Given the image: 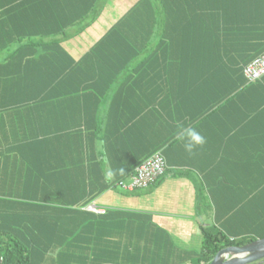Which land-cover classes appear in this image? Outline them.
Masks as SVG:
<instances>
[{
  "label": "crops",
  "instance_id": "0c3cea01",
  "mask_svg": "<svg viewBox=\"0 0 264 264\" xmlns=\"http://www.w3.org/2000/svg\"><path fill=\"white\" fill-rule=\"evenodd\" d=\"M137 1L109 0L83 31L67 38L46 35L41 48L30 42L17 47L18 37H0V203L23 201L35 211L40 209L30 204L37 200L63 231L77 223V236L65 240L69 252H77L78 264H190L200 251L202 228L209 227L205 223L238 238L253 222L245 210L229 207L230 198L238 204L234 189L248 187L249 195L262 189L250 174L258 154L248 163L244 152L251 118L238 117L243 105L235 98L220 104V97L213 100L203 87L182 88V76L189 74L167 70L160 59L152 68L147 63L123 72L109 67L118 59L108 60L106 48L97 44ZM194 1L193 20L205 17L199 27L223 30L234 51L250 54L248 61L264 50V0ZM12 3L0 0L1 35L9 33L8 19L20 11ZM17 48L28 52L10 55ZM39 62L48 80L44 87L36 83ZM43 91L53 94L48 103L37 100ZM25 92L35 95L27 107ZM263 117L253 118L254 130ZM177 120L206 137L194 157L175 139ZM157 149L169 167L160 180L134 190L108 186L91 200L94 209L63 203L52 191L54 180L39 175L52 171L51 159L57 157L65 168L61 187H68L74 172L82 183L93 178L97 184L103 169L122 167L129 173Z\"/></svg>",
  "mask_w": 264,
  "mask_h": 264
},
{
  "label": "trees",
  "instance_id": "16d2710c",
  "mask_svg": "<svg viewBox=\"0 0 264 264\" xmlns=\"http://www.w3.org/2000/svg\"><path fill=\"white\" fill-rule=\"evenodd\" d=\"M11 1L13 8L21 12H17L14 18L8 19L14 27H9L11 29L8 30L9 33L0 34V37H18L20 41L17 47L21 48L30 43L32 46L37 45L38 48L43 47L46 35L50 37L62 35L67 38L83 31L99 17L109 2V0ZM194 3V0H138L107 30L103 35V43L99 42L97 46L106 48L108 60L118 59V63L116 61V64L109 66L115 68L116 72H123L137 63L143 65L147 63L149 68L156 67V62L160 59L167 70L180 68L184 73L186 71L189 74L184 78L182 76L180 82L182 88L197 85L208 90L205 94L212 95L213 100L220 97V104L235 98L236 104L239 102L240 106L243 105V108L238 109L240 113L238 117L243 116L247 120L251 118L244 133V152L247 158L252 153L258 154L256 155L258 164L256 172L252 169L250 174L252 179L254 178V184L262 185V189L255 195H249L251 189L248 187L244 190L234 189L238 204L235 203L234 198H230L229 207L238 206L241 210H245L247 217L248 214L254 217L258 213L264 218V122L258 121L254 130L252 121L253 118L264 116V76L252 82L244 78L242 68L250 59L247 58L250 54L234 51L236 45L228 44L222 36L223 30L199 27L202 16L197 15L198 21H194L189 11L190 5ZM11 16L13 17V14ZM204 19L203 16L201 21ZM34 23L39 27L37 31L35 27L33 29L28 26V24L34 26ZM54 23L56 27H53ZM70 26L72 27L69 28ZM26 52L28 51L17 48L11 50L10 55L14 57L15 54L20 55ZM42 65L38 63L41 70L38 72L36 83L44 87L48 84V80L42 72ZM9 79H12V75ZM27 84H29L28 80ZM45 94L44 91L39 92L37 100L48 103L53 98V94H47L48 96ZM34 99L35 95L23 93L22 102L25 104L23 107L35 102ZM156 151L161 152L159 149L154 150L150 156ZM57 159V157L51 159L49 166L52 171L39 175L43 177L47 175L54 180L53 183L57 187L52 191L57 199L62 200L63 203L68 201L70 206L87 208L91 200L108 186L117 185L118 189L124 190L120 184L134 173L136 167L129 173L117 175L110 182L104 181L102 173L101 181L97 184L93 178L86 179V182L82 183L77 173H70L68 187L63 188L61 184H65V178L62 179V172L65 168ZM248 160L249 158L247 162ZM165 163L164 173L152 184L160 180L168 171L166 159ZM248 166L250 165L247 164ZM257 169L262 171L258 172ZM195 184L198 187V182ZM32 202L34 203L30 204L31 207L42 210H30V206L25 205L23 201L19 203L17 200H7L4 204L0 203V264H78L77 252L72 250L69 252L66 246L68 241L65 240L67 236H77V223L71 222L69 230L63 231L60 221L49 219L45 205L39 204L37 200ZM255 207L261 212L255 211ZM250 211H253L255 215L250 214ZM255 224L258 225L256 222ZM253 227L247 226L238 238H243L255 231L260 232V228ZM202 236L200 251L196 253L195 260L190 264H209L220 249L230 245L244 244H234L237 241L236 238H230L226 232L214 225L203 227ZM263 236L264 234L258 233L250 241ZM63 240L65 244L62 243Z\"/></svg>",
  "mask_w": 264,
  "mask_h": 264
},
{
  "label": "built area",
  "instance_id": "2783aa9c",
  "mask_svg": "<svg viewBox=\"0 0 264 264\" xmlns=\"http://www.w3.org/2000/svg\"><path fill=\"white\" fill-rule=\"evenodd\" d=\"M242 73L249 82L259 80L264 76V50L243 66ZM165 167L166 163L163 155L160 151H156L137 165L134 173L128 178V182L121 183L120 186L124 190L145 188L164 173ZM88 208L94 209V206L90 204ZM96 211L102 212L99 209Z\"/></svg>",
  "mask_w": 264,
  "mask_h": 264
},
{
  "label": "water",
  "instance_id": "95a60500",
  "mask_svg": "<svg viewBox=\"0 0 264 264\" xmlns=\"http://www.w3.org/2000/svg\"><path fill=\"white\" fill-rule=\"evenodd\" d=\"M261 264L264 262V237L243 245L226 246L216 252L209 264Z\"/></svg>",
  "mask_w": 264,
  "mask_h": 264
},
{
  "label": "clouds",
  "instance_id": "9594fccd",
  "mask_svg": "<svg viewBox=\"0 0 264 264\" xmlns=\"http://www.w3.org/2000/svg\"><path fill=\"white\" fill-rule=\"evenodd\" d=\"M175 139L179 141L188 156L194 157L198 154L197 149H203L207 143L206 137L202 135L195 127L186 126L182 121H175ZM103 178L105 182H110L116 175H123L124 168L112 169L105 168Z\"/></svg>",
  "mask_w": 264,
  "mask_h": 264
},
{
  "label": "rangeland",
  "instance_id": "374dc122",
  "mask_svg": "<svg viewBox=\"0 0 264 264\" xmlns=\"http://www.w3.org/2000/svg\"><path fill=\"white\" fill-rule=\"evenodd\" d=\"M128 182V179H126L125 180V182ZM259 212H261L260 210H259ZM249 215V214H248ZM252 220H253V222H256L258 225H259V227H260V232H256L255 231V233H250V235H246L245 237H243V238H236V240L237 241H235L234 242V244H242V243H244V244H246V243H248V242H250V240L252 239V237H255L258 233H261V234H264V218L262 217V216H259L258 215V213H256V215L254 216V217H252ZM205 224H207L206 226H211L213 223H212V221H209L208 223H205ZM247 226H249V227H251L252 226V224L250 223V224H246V227ZM261 226H263V228H261ZM262 231H263V233H262ZM245 235V234H244ZM264 237V236H263ZM258 238H260V237H258ZM257 239V238H256ZM255 240V239H254ZM253 241V240H252ZM231 246V245H230ZM239 246V245H238ZM201 264H204V263H201ZM261 264H264V262L263 263H261Z\"/></svg>",
  "mask_w": 264,
  "mask_h": 264
},
{
  "label": "flooded vegetation",
  "instance_id": "af4514ba",
  "mask_svg": "<svg viewBox=\"0 0 264 264\" xmlns=\"http://www.w3.org/2000/svg\"><path fill=\"white\" fill-rule=\"evenodd\" d=\"M253 264H256V262H254Z\"/></svg>",
  "mask_w": 264,
  "mask_h": 264
}]
</instances>
